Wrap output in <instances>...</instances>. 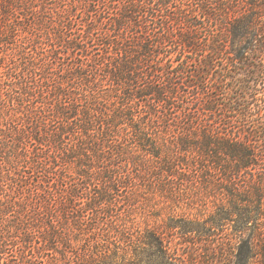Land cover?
<instances>
[{
  "label": "trees",
  "instance_id": "trees-1",
  "mask_svg": "<svg viewBox=\"0 0 264 264\" xmlns=\"http://www.w3.org/2000/svg\"><path fill=\"white\" fill-rule=\"evenodd\" d=\"M154 176L217 200L140 226ZM0 181V264H264V0H0Z\"/></svg>",
  "mask_w": 264,
  "mask_h": 264
},
{
  "label": "rangeland",
  "instance_id": "rangeland-1",
  "mask_svg": "<svg viewBox=\"0 0 264 264\" xmlns=\"http://www.w3.org/2000/svg\"><path fill=\"white\" fill-rule=\"evenodd\" d=\"M260 2V0H259ZM77 16L78 18L73 22V31L71 34H73L74 36L77 35L79 36L82 32V28H83V20L86 17L90 18V16H87V14H85L82 9H80L77 12ZM81 32V33H80ZM70 34V33H69ZM63 52L67 51L66 48H64L62 50ZM68 52V51H67ZM191 60L189 63H191L188 66V69L190 71H195L198 69L199 64H197V61L195 60V57H191ZM66 62H70L71 60H73L72 56H67L65 58ZM153 67L155 70H157V72H155L154 74V79L157 81V83L163 84V83H167L169 82L170 79H174L173 78V71L175 70H164L163 66L161 64H155L153 63ZM223 64V60L221 59H217L213 61V65L212 68H210V72H211V77L212 78H216L217 75L219 73H222V65ZM159 70H163L159 71ZM177 71V70H176ZM175 71V72H176ZM183 77H185L186 79L189 80V83H193L191 82L192 80V75L188 72L186 75H184ZM182 78H175L174 81H181ZM183 88H191L188 86H184ZM185 97V96H184ZM191 95H189L188 97H185V101L191 100ZM179 105H182V103L178 102ZM184 104V103H183ZM164 126V125H163ZM172 128V127H171ZM166 137V139L168 140V142H166L167 144L174 146L177 143V137L179 134V131L177 129H175V127H173L172 129H169L168 131H166L165 133H163ZM182 167H185V165L180 164L179 168L180 170H182ZM156 168V167H154ZM156 171H159L158 168H156ZM184 169V168H183ZM163 180V177L161 176H154V177H149L148 179H146L145 183L143 186H139L141 187L142 190H139V202L141 207H137V209L134 211V215L138 218V220L140 221V226H145L146 221H148L149 223H153V222H157L160 221L161 223H163L164 227H167V222L169 220L170 217V212L171 211H181V209L187 208V207H194V208H198L199 210H202L204 207H211L213 205L212 200H217L216 197H218L216 192L211 191L212 193H210L209 191H206L203 187H201L200 185H198V189L194 188L193 186H190L188 184L187 188L183 191V190H179L177 189V191L173 194L168 196L167 193L161 192L159 190V186H160V182ZM179 186H181L184 181L182 180H178L176 181ZM1 181H0V185H1ZM144 187V188H143ZM146 187V188H145ZM140 191H142V194L140 193ZM126 195V190H120L119 194L117 195L118 199H121L123 196ZM197 211V210H195ZM177 212V213H178ZM176 213V212H175ZM232 218V217H231ZM235 220L230 219L229 222L227 223V230L226 231V238H228V244L226 245V249L228 251V257H233V250H234V241L239 239V233H237V230L235 228ZM171 230L170 229H166V234L167 237H169V234ZM178 232V230H177ZM170 237H172V235L170 234ZM173 237H175V240L173 243L178 242V245L181 247V252H185V254L189 253L190 251V247L188 245H190L191 242L189 241H193L195 240V242H197L199 239L198 237H196L195 239L192 237H183L181 236V233H177L175 235H173ZM213 236H208L207 239L208 240H212ZM214 240V239H213ZM212 240V241H213ZM203 241V240H202ZM188 244V245H187ZM192 251V250H191ZM206 254L204 255L203 259V264L207 263V264H213L215 261V258H213L212 256V252L211 249H207ZM204 252V253H205ZM156 258V257H155ZM230 258V260H232Z\"/></svg>",
  "mask_w": 264,
  "mask_h": 264
}]
</instances>
